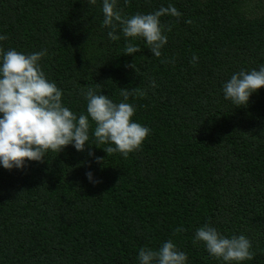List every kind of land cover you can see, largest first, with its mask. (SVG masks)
Wrapping results in <instances>:
<instances>
[{
    "label": "trees",
    "instance_id": "obj_1",
    "mask_svg": "<svg viewBox=\"0 0 264 264\" xmlns=\"http://www.w3.org/2000/svg\"><path fill=\"white\" fill-rule=\"evenodd\" d=\"M169 5L182 15L160 18L157 58L119 25L120 39H109L103 0H0V49L46 50L38 63L64 107L86 115L92 88L131 104L133 122L150 129L126 158L107 155L89 117L84 151L70 144L23 169L0 164V264H140L141 248L168 240L185 264H229L194 242L204 226L249 239L254 258L231 264H264V87L241 107L223 93L233 74L264 66V0H117L116 9L130 18ZM127 43L140 52L126 55ZM125 88L136 90L127 101Z\"/></svg>",
    "mask_w": 264,
    "mask_h": 264
},
{
    "label": "clouds",
    "instance_id": "obj_2",
    "mask_svg": "<svg viewBox=\"0 0 264 264\" xmlns=\"http://www.w3.org/2000/svg\"><path fill=\"white\" fill-rule=\"evenodd\" d=\"M88 2L94 5L96 0ZM116 5L117 0H103V26L111 29L109 39H120L115 34L119 25L125 38H143L152 55L159 58L162 47L167 43L160 18L165 15L180 17L182 13L169 5L153 13H137L127 18L122 17ZM167 30L171 31V28ZM5 39L6 36L0 35V41ZM137 52H140L138 46L126 44V55ZM46 54V50L25 55L14 49L6 52L0 49V164L7 170L23 169L26 161L43 162L48 151L59 153L70 144L77 151H84L89 140V117L96 125V142L109 145L103 148L107 155L120 153L126 158L129 153L139 149L150 134V129L133 122L135 108L125 102L114 103L108 96L88 88L82 92L87 100V114H80L77 118L62 105V91L54 82L47 80L39 66L38 62ZM191 62H198V57L193 56ZM129 67L134 68V64ZM150 86L155 87V81H151ZM262 87L264 66L258 71L242 70L233 74L223 85V93L225 99L241 107L247 105L251 94ZM135 92V89H121L125 101ZM88 154L94 155L91 151ZM96 161L104 163L105 159L96 157ZM86 176L92 183L99 182L93 180L91 172ZM181 231L182 228L176 229L177 233ZM196 241L203 242L213 257L229 264L254 258L250 250L251 242L243 235L226 238L215 228L204 226L196 231ZM138 259L140 264H185L187 255L179 251L172 240H168L159 250L141 248Z\"/></svg>",
    "mask_w": 264,
    "mask_h": 264
}]
</instances>
